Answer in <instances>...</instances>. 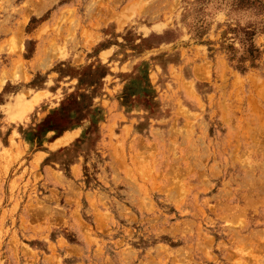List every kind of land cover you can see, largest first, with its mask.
Segmentation results:
<instances>
[{"label": "rangeland", "instance_id": "rangeland-1", "mask_svg": "<svg viewBox=\"0 0 264 264\" xmlns=\"http://www.w3.org/2000/svg\"><path fill=\"white\" fill-rule=\"evenodd\" d=\"M0 264H264V0H0Z\"/></svg>", "mask_w": 264, "mask_h": 264}]
</instances>
